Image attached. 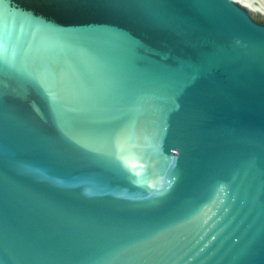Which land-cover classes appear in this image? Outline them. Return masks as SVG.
Here are the masks:
<instances>
[{
    "label": "water",
    "instance_id": "water-1",
    "mask_svg": "<svg viewBox=\"0 0 264 264\" xmlns=\"http://www.w3.org/2000/svg\"><path fill=\"white\" fill-rule=\"evenodd\" d=\"M0 264H264V0H0Z\"/></svg>",
    "mask_w": 264,
    "mask_h": 264
}]
</instances>
